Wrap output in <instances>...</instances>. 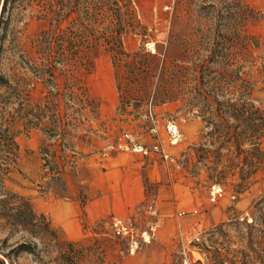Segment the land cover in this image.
<instances>
[{
    "label": "rangeland",
    "instance_id": "obj_1",
    "mask_svg": "<svg viewBox=\"0 0 264 264\" xmlns=\"http://www.w3.org/2000/svg\"><path fill=\"white\" fill-rule=\"evenodd\" d=\"M0 76V264H128L109 219L69 236L48 208L120 134L166 149L170 115L227 201L162 264H264V0H9Z\"/></svg>",
    "mask_w": 264,
    "mask_h": 264
},
{
    "label": "crops",
    "instance_id": "obj_2",
    "mask_svg": "<svg viewBox=\"0 0 264 264\" xmlns=\"http://www.w3.org/2000/svg\"><path fill=\"white\" fill-rule=\"evenodd\" d=\"M201 127L198 119L184 121V139L167 145L168 159L154 152L143 155L112 150L91 161L88 177L48 208L50 219L69 236H79L82 230L107 222L111 215L142 214L146 202L153 197L156 215L149 216L144 210L143 218L144 224L149 219L155 221V235L129 256L128 264H162L179 240L226 216L227 200L223 193L211 199L210 187L202 186L199 176L191 172V145ZM142 140L152 143L153 139Z\"/></svg>",
    "mask_w": 264,
    "mask_h": 264
},
{
    "label": "built area",
    "instance_id": "obj_3",
    "mask_svg": "<svg viewBox=\"0 0 264 264\" xmlns=\"http://www.w3.org/2000/svg\"><path fill=\"white\" fill-rule=\"evenodd\" d=\"M146 49L150 52L154 51L153 46L150 43H146ZM148 108L149 116H151L150 107ZM164 128L169 145H175L181 140L182 133L174 122V119H172V115L168 116L165 120ZM149 132L157 134V127L154 120L149 127ZM112 150L128 151L143 155L154 152L159 153L163 159H168V154L161 144L154 143L152 145H146L141 143L136 136L128 132L120 134L113 143L107 145L104 154ZM222 192L223 189L220 185L211 184V199L216 198L218 195L222 194ZM145 211L149 216L156 215L155 198L151 197L146 202ZM109 224L112 234L126 243V248L130 253L136 252L142 245L149 243L156 232V223L154 220L149 219L145 224H141V222H139L134 216L124 217L111 215L109 218Z\"/></svg>",
    "mask_w": 264,
    "mask_h": 264
},
{
    "label": "trees",
    "instance_id": "obj_4",
    "mask_svg": "<svg viewBox=\"0 0 264 264\" xmlns=\"http://www.w3.org/2000/svg\"><path fill=\"white\" fill-rule=\"evenodd\" d=\"M9 0H0V22L3 18L5 9H6V5L8 3ZM0 82H4V78L2 76H0ZM125 94H130L129 92H125ZM31 211H29V214L32 215V213H30ZM23 223V222H22ZM47 225V224H46ZM17 249H24V250H28V251H35V245L27 242V241H21L20 243L17 244L16 246Z\"/></svg>",
    "mask_w": 264,
    "mask_h": 264
}]
</instances>
